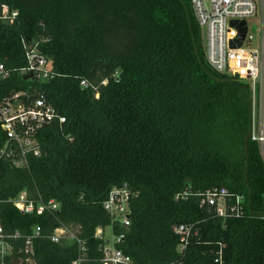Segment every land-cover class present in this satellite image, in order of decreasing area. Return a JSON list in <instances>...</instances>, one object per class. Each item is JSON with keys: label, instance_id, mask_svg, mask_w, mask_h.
I'll return each instance as SVG.
<instances>
[{"label": "trees", "instance_id": "16d2710c", "mask_svg": "<svg viewBox=\"0 0 264 264\" xmlns=\"http://www.w3.org/2000/svg\"><path fill=\"white\" fill-rule=\"evenodd\" d=\"M17 10L13 22L2 7ZM52 61V79H36L26 47ZM0 102L43 97L66 121L42 126L41 157L29 169L0 161V223L24 236L41 227L37 264H72L76 242L54 243V230L80 228L89 261L102 264L107 231L136 264H264V160L251 138V86L207 62L191 0H0ZM86 80L87 87L81 86ZM98 95V97H97ZM6 134L0 126V149ZM226 188L241 217L201 206ZM129 193L131 225L104 208L114 190ZM59 203L23 215L10 199ZM193 235L179 250L174 226ZM98 228L105 231L96 237ZM111 232V231H110Z\"/></svg>", "mask_w": 264, "mask_h": 264}, {"label": "built area", "instance_id": "2783aa9c", "mask_svg": "<svg viewBox=\"0 0 264 264\" xmlns=\"http://www.w3.org/2000/svg\"><path fill=\"white\" fill-rule=\"evenodd\" d=\"M196 20L202 30H206L207 44L205 55L208 64L217 72L247 82L252 92L251 138L257 142L264 160V0H191ZM260 13L261 24L259 37L249 33V21ZM18 16L17 10L2 7V18L13 22ZM245 25L241 26V23ZM246 28L243 33L241 29ZM244 38L241 39V35ZM29 67L27 71L36 79H52V61L45 58L38 47H26ZM10 76L4 64L0 63V80ZM86 80L81 81L87 87ZM22 93H14L0 102V126L6 134L4 146L0 149V161L9 163L14 169H29V157H41L37 134L45 124L56 118L64 123V117H58L55 107L43 97L29 102L22 100ZM98 97V95H97ZM1 168V166H0ZM226 188H215L204 194L201 206L215 207L221 217H241L243 199L238 197L229 205ZM129 193L126 190H114L105 202L104 208L114 221L127 229L131 225ZM10 202L23 214L43 215L59 209L54 200L48 202L32 200L29 191L23 190L10 199ZM264 220V203L261 214ZM112 226L109 231L112 233ZM80 228L72 230L59 226L51 237L54 243L76 242L79 246L78 257L72 264H85L89 261L88 248L79 237ZM173 231L179 236V250L183 251L193 235L188 225L174 226ZM41 227L33 229L32 234L24 236L21 231L8 233L0 223V264H37L33 247L34 240L40 235ZM105 231L98 228L96 237L103 239ZM113 239L101 247L102 264H136L118 245L125 239V233L112 234ZM106 239V238H105ZM222 263V253L215 260Z\"/></svg>", "mask_w": 264, "mask_h": 264}, {"label": "rangeland", "instance_id": "374dc122", "mask_svg": "<svg viewBox=\"0 0 264 264\" xmlns=\"http://www.w3.org/2000/svg\"><path fill=\"white\" fill-rule=\"evenodd\" d=\"M260 24H261L260 13H258V15L256 17L250 19V21H249V26H248L249 27V33L251 35H253L256 39H258V37H259ZM202 35H203V43H204V46L206 47V44H207L206 30H202ZM107 238L110 241L113 239V235L111 234L110 231H107Z\"/></svg>", "mask_w": 264, "mask_h": 264}, {"label": "water", "instance_id": "95a60500", "mask_svg": "<svg viewBox=\"0 0 264 264\" xmlns=\"http://www.w3.org/2000/svg\"><path fill=\"white\" fill-rule=\"evenodd\" d=\"M243 25H245V22L241 23V26H243ZM245 31H246V28L241 29V32L244 33ZM243 38H244V34L241 35V39H243Z\"/></svg>", "mask_w": 264, "mask_h": 264}]
</instances>
